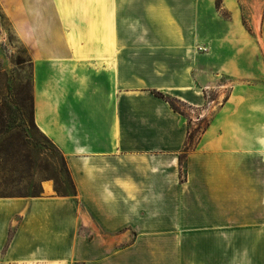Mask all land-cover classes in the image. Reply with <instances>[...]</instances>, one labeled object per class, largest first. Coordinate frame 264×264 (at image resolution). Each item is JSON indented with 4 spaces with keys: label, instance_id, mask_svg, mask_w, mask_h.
<instances>
[{
    "label": "crops",
    "instance_id": "crops-1",
    "mask_svg": "<svg viewBox=\"0 0 264 264\" xmlns=\"http://www.w3.org/2000/svg\"><path fill=\"white\" fill-rule=\"evenodd\" d=\"M222 2L253 32L204 33L215 0H0L77 191L0 197V264H264V81L237 79L258 62L246 42L264 63V0ZM209 51L227 84L199 75ZM208 88L185 151L186 118L153 92L198 110Z\"/></svg>",
    "mask_w": 264,
    "mask_h": 264
},
{
    "label": "rangeland",
    "instance_id": "rangeland-1",
    "mask_svg": "<svg viewBox=\"0 0 264 264\" xmlns=\"http://www.w3.org/2000/svg\"><path fill=\"white\" fill-rule=\"evenodd\" d=\"M216 12L219 11L217 15H215V9L212 11L206 10L205 12V23H204V33L210 34H224V33H232L236 37V40L241 39L242 34L246 32H253L250 27V11L246 9L243 4L235 7L234 11L227 10L223 8L222 0H215ZM5 11L10 13H15L17 11L16 8H8L4 10L3 6L0 4V65L1 68L13 76V78L18 80H28L32 76V68L29 64V59L32 60L31 54L27 48V45L19 40L17 35L14 32V28L12 27V22L9 17L6 16ZM260 32L263 30L262 26L258 29ZM242 42H237L240 44ZM252 46V55L253 59H255L257 64L255 63L252 68L249 70L243 71L240 77L237 79H247L250 81H264V63L259 64L260 57L258 53V49L256 44H259V41H249L246 42ZM220 59V58H218ZM227 58H221V60L213 59L212 51H209L208 56L203 57L200 63V73L203 77V81L205 85H211L214 83V78L218 80L220 84H227L229 80H232L231 77L227 75H220L219 77L214 76L215 73L220 71L222 67L225 66L223 64ZM223 61V62H222ZM17 62H21V65L18 66ZM246 76V78H244ZM250 76V77H249ZM215 89L208 88L206 97L207 104L198 110H191L188 107L183 105H178L179 110L183 113V116L186 118L190 133L188 136L187 144L185 147V151L189 149H193L201 140L203 134L210 129L213 112L212 110V100L217 99V91ZM224 91V90H222ZM227 92H223V98L227 96ZM41 140V150H46L44 145L50 149V145L47 144L42 138ZM44 148H43V147ZM48 154H52L55 156L56 160H60L59 153H51L50 150L46 151ZM47 156L41 155V158H46ZM5 165V168H4ZM8 164L6 165L3 159H0V197H28L32 195L33 189L30 188L26 181L21 180L18 177L17 173H9ZM69 169V168H68ZM70 171V170H69ZM71 174V173H70ZM40 185V195L45 194H57L56 184L54 180H41L40 177L36 178ZM46 185H50L51 190L46 188ZM62 196V195H59Z\"/></svg>",
    "mask_w": 264,
    "mask_h": 264
},
{
    "label": "trees",
    "instance_id": "trees-1",
    "mask_svg": "<svg viewBox=\"0 0 264 264\" xmlns=\"http://www.w3.org/2000/svg\"><path fill=\"white\" fill-rule=\"evenodd\" d=\"M29 64L33 70L32 60ZM20 66L21 62H17ZM154 95L166 100L172 109L181 115L177 99L158 91ZM50 145L41 150V140ZM43 147V146H42ZM43 147V148H44ZM59 153L60 160L48 154ZM41 155L47 156L41 158ZM0 159L8 164L9 173H17L33 189L31 196H39L40 185L36 178L54 180L56 191L62 196H77L76 187L66 159L55 144L45 136L35 122L34 83L32 76L25 81H16L0 65ZM5 168V165H4Z\"/></svg>",
    "mask_w": 264,
    "mask_h": 264
},
{
    "label": "bare ground",
    "instance_id": "bare-ground-1",
    "mask_svg": "<svg viewBox=\"0 0 264 264\" xmlns=\"http://www.w3.org/2000/svg\"><path fill=\"white\" fill-rule=\"evenodd\" d=\"M46 188H47L48 190H51L50 185H46Z\"/></svg>",
    "mask_w": 264,
    "mask_h": 264
}]
</instances>
